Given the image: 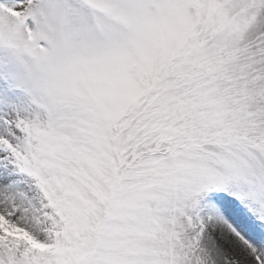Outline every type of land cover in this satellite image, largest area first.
Masks as SVG:
<instances>
[{"label":"snow or ice","instance_id":"6c2138e0","mask_svg":"<svg viewBox=\"0 0 264 264\" xmlns=\"http://www.w3.org/2000/svg\"><path fill=\"white\" fill-rule=\"evenodd\" d=\"M0 264H264V0H0Z\"/></svg>","mask_w":264,"mask_h":264}]
</instances>
